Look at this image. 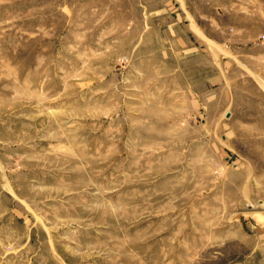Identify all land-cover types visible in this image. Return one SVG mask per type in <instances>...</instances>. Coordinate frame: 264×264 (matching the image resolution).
<instances>
[{
    "label": "rangeland",
    "instance_id": "1",
    "mask_svg": "<svg viewBox=\"0 0 264 264\" xmlns=\"http://www.w3.org/2000/svg\"><path fill=\"white\" fill-rule=\"evenodd\" d=\"M0 0V264H264V0Z\"/></svg>",
    "mask_w": 264,
    "mask_h": 264
},
{
    "label": "crops",
    "instance_id": "2",
    "mask_svg": "<svg viewBox=\"0 0 264 264\" xmlns=\"http://www.w3.org/2000/svg\"><path fill=\"white\" fill-rule=\"evenodd\" d=\"M158 12H160L161 15L167 20L165 29L167 30L168 34L180 37L175 40V43H183L184 45L188 43V45L183 48L182 52L190 54V52H193L196 48H200L199 45L195 46L191 41L192 38H195V33L191 31L189 24L186 25V33H188L186 34L187 37H185V33L182 36L177 34V31L180 29L181 25L186 23V17H184L183 11L177 2H168V0H165L164 5L162 8L158 9Z\"/></svg>",
    "mask_w": 264,
    "mask_h": 264
}]
</instances>
